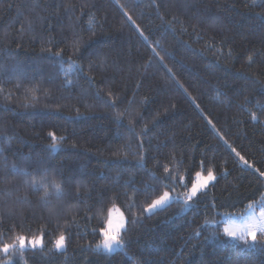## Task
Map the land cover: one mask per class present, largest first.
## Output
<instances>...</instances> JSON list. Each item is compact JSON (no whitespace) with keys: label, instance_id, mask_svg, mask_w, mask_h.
Listing matches in <instances>:
<instances>
[{"label":"trees","instance_id":"16d2710c","mask_svg":"<svg viewBox=\"0 0 264 264\" xmlns=\"http://www.w3.org/2000/svg\"><path fill=\"white\" fill-rule=\"evenodd\" d=\"M208 167L216 179L185 203ZM37 168L60 196L41 199ZM260 172L264 0H0V243L43 229L45 244L0 261L264 264V235L251 247L223 231L264 205ZM165 191L184 200L147 215ZM113 204L127 224L105 254Z\"/></svg>","mask_w":264,"mask_h":264},{"label":"snow or ice","instance_id":"6c2138e0","mask_svg":"<svg viewBox=\"0 0 264 264\" xmlns=\"http://www.w3.org/2000/svg\"><path fill=\"white\" fill-rule=\"evenodd\" d=\"M125 15H127V13H125ZM129 19L131 20V17H129ZM141 35H143V33H141ZM55 55H60V53H55ZM253 119H255V116H253ZM208 123L211 124L212 122L209 120ZM48 136L51 138L52 141L50 145L52 149H56L58 142L64 139L63 137H60L58 141L56 134L51 131L48 132ZM232 151L235 152L236 150L233 148ZM237 155L239 156L240 154L237 153ZM240 160L247 164V161L244 160L243 156H240ZM248 166L251 167V165ZM37 171L41 172L42 175L39 179H37L36 175H32L31 186L34 189L38 186L39 188H42L44 190V196H42L41 199L44 200L50 194L60 196L63 191L61 183L56 182V180L51 181V185H49L48 183H44L43 181L47 175V170L44 168L33 169V172ZM164 172H169L167 166H165ZM25 175L27 176L28 173L25 172ZM260 176L264 177V172H260ZM172 179L173 181H175L176 178L173 177ZM215 179L216 177L211 167L207 168L206 175H202L201 171H196L195 179L192 180L190 188H187V184L185 182L186 178L184 176H181L179 178V182L187 188V191L184 193V196L187 198L185 203H187V201L192 200L193 198L198 197V194H203V190H205L209 186V183L214 181ZM50 187L52 189L51 193L49 190ZM169 199L170 193L168 191H165L157 199H154L152 203L144 209V211L151 212L152 210L165 204L167 201H169ZM126 224L127 219L124 213L118 207H116L115 204L110 206L107 209V218L98 230L101 239H99V241L94 245V247H102L105 250L112 251L114 247L122 246L123 241L121 236L122 232L126 228ZM93 231L95 232L96 229H93ZM223 231L224 235L229 239L243 241L246 245L248 244V241L251 240L253 244L249 246L255 247L257 232L264 234V207L261 208L258 216L253 214L244 221H242L241 224L233 223L230 226H226ZM0 235H2V233H0ZM51 243L57 251L65 249L67 245V237L65 235V232L60 231L59 234L55 236L54 240L51 241ZM28 246H30L33 250L39 249L42 251L44 249L45 244L43 229L40 230V234L38 235H13L8 242L0 243V252L4 254H9L11 251H15L17 248L23 250ZM49 251H51V249H49ZM0 264H8V261H0Z\"/></svg>","mask_w":264,"mask_h":264},{"label":"rangeland","instance_id":"374dc122","mask_svg":"<svg viewBox=\"0 0 264 264\" xmlns=\"http://www.w3.org/2000/svg\"><path fill=\"white\" fill-rule=\"evenodd\" d=\"M213 182H214V181L210 182L209 185H211ZM208 187H209V186H208ZM208 187H207V188H208ZM207 188H206V189H207ZM206 189H205V190H206ZM203 191H204V190H203ZM169 193H170V199H169V201H167L165 204L161 205L160 207H158V208L152 210L151 212H146V214H147V215H151V214H153V213H155V212H157V211L162 210L164 207L168 206L170 203H172V202H174V201H183V200H184V198H179V196L175 195L174 193H171V192H169ZM185 199H187V198L185 197ZM262 207H264V205H260V206H257V207H251V208L248 209V211H246L245 214H243V215H241V216H227V217H228L227 220H226V217H224V218H223V222H225V220H226L227 223H225V225L228 226V224H233V223H235V224H239L238 222H236L237 220H239V222H240V224H241L242 221H244L245 219H247L249 216H251V215H253V214H255V215L258 216V215H259V212H260V210H261ZM258 234H261V233L257 232V236H259ZM262 235H263V234H262ZM236 241H238V240H236ZM238 242H243V241H238ZM248 243L252 244L253 242H252L251 240H249ZM114 248H115V247H114ZM17 249L20 250L19 248H17ZM100 249H101L105 254H110V253L113 252V250H112V251H108V250L103 249L102 247H101ZM23 250H33V249H31V247L28 246V247H26V248L23 249ZM54 250H55L56 252H58V253H61V252L64 251V249L57 251L55 248H54Z\"/></svg>","mask_w":264,"mask_h":264},{"label":"crops","instance_id":"0c3cea01","mask_svg":"<svg viewBox=\"0 0 264 264\" xmlns=\"http://www.w3.org/2000/svg\"><path fill=\"white\" fill-rule=\"evenodd\" d=\"M228 218H226V220H227ZM226 220H225V222H223V230H224V228L226 227V225H225V223H227L226 222ZM236 222H238L239 224H240V222H239V220H237ZM231 224H228V226H230ZM233 240V239H232Z\"/></svg>","mask_w":264,"mask_h":264}]
</instances>
